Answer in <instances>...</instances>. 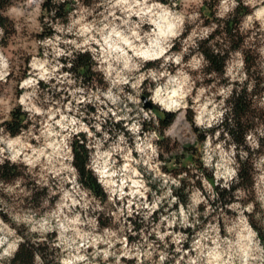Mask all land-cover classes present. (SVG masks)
Returning a JSON list of instances; mask_svg holds the SVG:
<instances>
[{
  "label": "clouds",
  "instance_id": "obj_1",
  "mask_svg": "<svg viewBox=\"0 0 264 264\" xmlns=\"http://www.w3.org/2000/svg\"><path fill=\"white\" fill-rule=\"evenodd\" d=\"M65 2L51 0L56 7L50 11L46 6L48 0H11L4 5L8 15L16 21L12 25L16 32L28 29L43 34L44 25L54 30L53 35L31 42L26 76L16 81L14 59L4 47L6 29L0 27V115L3 116L0 124L11 121L10 113L17 106L32 121L28 131L21 129L16 136L0 128V165L7 160L12 165L26 166L28 174H39L37 185L49 188L42 207H51L37 218L31 211L21 214L12 210L6 201H0V212H6L17 225H26L28 233H39L40 238L33 240L34 244L45 243L46 234L55 233L51 247L60 250L58 264H264V240L245 215H251L257 203L264 209V169L254 177V200L241 203L244 191L236 188L233 195L237 200L225 203V208L236 214L234 219L224 224L217 220L197 230L201 221L190 220V217L203 215L207 219L215 211L208 197L215 201L218 194L204 174L199 173L208 196L193 187L185 207L179 196L174 195L173 187L181 188V181L188 173L174 177L162 170L164 161L159 157L163 155L167 160L171 153L160 148L159 132L144 128V123L150 122L164 132L152 108L140 107L142 103L150 101L151 105L170 114L191 111L193 134L197 130L206 134L200 149L204 168L222 189L231 192L234 184H240L237 156L244 161L249 152L243 147L238 150L235 142L228 143L232 137L223 128L214 134H207V130L224 123L225 114L230 111L224 107L225 101L232 95L236 82L241 85L236 89L238 94L248 80L242 53L235 52V60L225 68L224 78L228 84L213 91L216 84L205 85L202 75H192L200 73L210 62L199 52L187 62L184 55L189 46L198 48L196 41L207 39L221 25L213 23L193 30L184 40L186 46L181 52L171 51L174 42L182 37L186 23L199 19L198 9L204 6L205 0H99L93 5L99 11L94 13L76 0L77 9L68 14L67 24L59 19L53 23L51 18L57 17L59 5ZM212 2L208 0L209 5ZM243 3L249 7V13L244 16L242 25L254 35L260 34L262 46L258 51L264 56V0H243ZM239 7L238 0H218L216 18L226 22ZM21 47L28 48L29 43L22 42ZM218 51L213 48L214 53ZM76 52L91 53L96 64L92 71L103 74L106 88L97 87L95 92L86 90L84 86H77L71 71H63L74 67ZM62 58L67 63H63ZM156 61H162V70H144L148 62ZM215 75L212 73L209 78ZM82 81L83 78L81 84ZM146 81L149 96L141 100ZM128 87L131 91H126ZM253 87L254 82L249 83L248 91ZM17 89L21 93L19 97L15 95ZM58 94L59 100L55 99ZM88 105L96 108L95 123L84 122ZM109 119L113 126L122 123L123 131L115 130L113 136L111 130H105L103 125ZM228 123L234 126L231 117ZM221 133L224 140L220 139ZM80 134H84L86 142L80 139ZM164 134L166 136V132ZM260 135L264 136V132ZM196 142L200 143L198 136ZM245 142L253 151L261 147L251 132L246 134ZM77 145L85 147L89 153L84 171L92 174L105 192L107 202L115 207L109 215L114 224L120 225L118 230L110 227L100 230L98 214L105 209L81 183L84 176L77 166ZM259 160L264 164V156ZM191 183L194 185L195 181ZM151 184L158 185L159 194ZM19 187L18 181L5 191L16 196ZM21 192L33 195L25 189ZM53 196H58L54 203ZM165 203L167 215H160L159 223H152L153 215ZM173 205H179L178 209L172 211ZM200 205H204L203 213L197 212ZM137 217L145 226L152 225L147 234L145 228L134 230L135 225L129 218L134 221ZM125 225L129 234L139 236L138 241L130 243L126 236L119 235L125 231ZM177 227L191 228L194 234L175 231ZM152 235L155 240L150 241L148 237ZM156 241L164 245L163 249ZM22 243L24 238L18 235L16 228L0 217V262L14 259ZM117 243L120 248L116 247ZM35 260L37 264H44L38 253Z\"/></svg>",
  "mask_w": 264,
  "mask_h": 264
},
{
  "label": "rangeland",
  "instance_id": "obj_2",
  "mask_svg": "<svg viewBox=\"0 0 264 264\" xmlns=\"http://www.w3.org/2000/svg\"><path fill=\"white\" fill-rule=\"evenodd\" d=\"M239 1L241 2V4L244 7L245 4L243 3V0H238V3H239ZM74 2H75L74 3L75 8L73 9V11L77 9L76 0H74ZM98 2H99V0H96L91 5H85L80 0V5L83 6L84 8H87L90 12L94 13L96 11H99V9L93 8V5L98 3ZM163 2H167V0H163ZM217 3H218V0H213L212 5H209L208 0H205L204 6L198 9V11L200 13L199 19H197L193 22L186 23L185 31H184L182 37L179 40L174 42V47L171 50L172 52L179 53L182 51V48L186 46L183 43L184 40L188 37V35L190 33L193 32V30L198 31L199 29H201L203 27H209L211 24L216 23L218 21V19L216 18V8H215V5ZM246 9L249 10V7L246 6ZM191 11H192V9H189V12H191ZM248 13H246L245 15H247ZM6 14L8 15V8L6 9ZM245 15H243L241 18V22H240L241 24L239 26L240 27V34H241L242 39H244V46L243 47L245 49H250L251 57H252L253 61L256 63V66H255L256 71H255V74H253V75H254L255 79L256 78L258 79V84H257V88L255 90L254 98L260 101L261 106H264V87H262V85H264V67H262V65H264V56H261L259 51H258V49L262 46V40H261L260 34L254 35L251 29H247V28L243 27L242 21H243V18ZM9 18L12 20L13 24L16 23V21L14 19H12L10 16H9ZM89 19H91V16H89ZM56 20H53V23H55ZM59 21L66 25L68 22V18H67V20L59 19ZM257 27H258V25H257ZM48 28L49 27L47 25H44V30L48 29ZM43 38L44 37L40 36V33L38 32V30L30 32L28 29H24V31L18 33L15 31L14 28H12L9 33H6V37H5V41H4V47L8 50V54L11 55L14 59L16 71H14L13 76L15 77L16 81H19L21 78L26 76V59L28 58V53L31 51V47H30L31 42L36 41V40H40ZM22 42H28L29 47L28 48L21 47ZM237 51L242 53V56L244 59L245 55H244L242 50L232 51L228 60H227L226 66L229 62L235 60V57L233 54ZM197 52H199V51H197L195 48H192L189 46L188 47V53H186L184 55L185 62L190 60L191 56L195 55ZM86 53H88V52H86ZM40 54L43 55V49H40ZM88 54L91 55V53H88ZM62 62L64 63L63 58H62ZM244 63H245V69L244 70L246 71L245 60H244ZM161 64H162V61L148 62L144 70L146 71L148 68L162 70ZM95 66H96V64L94 61L93 67H95ZM207 69L208 68L206 65L200 73L193 72L192 75L193 76L202 75L204 77L203 83L205 85L216 84V88L212 89L213 91H216V89H218L220 86H226L228 84V80L224 78V73L223 74L216 73V75L210 79L209 76L212 73L211 72L209 73L207 71ZM63 71H71L74 74V78L77 80V86H84L86 88V90H91V91L95 92L97 87H100V88H106L107 87V85L105 84V82L103 80V74L102 73L93 72V78L90 79L89 76H86L85 78H83V81L81 84V78L78 77L76 72H74L72 70H68L67 68L63 69ZM247 75H248V73H247ZM248 79H249V76H248ZM247 81L248 80H246L243 85H245ZM148 83L149 82L146 81L145 84L142 86V90L140 93V99L141 100H143V99H145V97L149 96V92L147 90L148 89ZM198 84H199V82H198ZM41 86L45 87L43 85V83H41ZM235 86H240V84L238 82H236ZM126 91H131L130 87L126 88ZM20 94H21L20 91L17 89L15 92V95L17 97H19ZM55 99L59 100L60 95L58 94L55 97ZM68 99H70V97ZM217 99H219V97H217ZM63 102L67 103V100H64ZM129 106L133 107L132 105H129ZM226 106H227V102L225 101L224 107L226 108ZM18 107L19 106L15 107V108H18ZM140 107H145V105L142 103L140 105ZM145 108L146 109L152 108L151 110H152V112L155 113V116L157 119H158V114L163 113L158 107L153 106V105L151 107H145ZM82 110H83V107H82ZM176 113L177 114H176L175 120L169 126L164 128V132H166V136H165L164 132L162 134H160L159 128L156 126L155 123L145 122L144 127H147V128L149 127L150 129L148 131L156 130L157 132H159V134H160V138H159L160 148L165 149V150L170 149L169 150L170 153L171 154L173 153L172 156L169 155L170 156L169 160H164L163 158H161V156L159 157L160 160L164 161V167L162 168V170L165 173L171 174L175 177V176L180 175V173H178L179 169H181L185 165L188 168V171H189L188 176L184 179V184H185L186 188H185V190H180L183 197L187 198L186 203H184L183 201L181 203H183L185 205V207H187L188 195H189V193L193 187L200 188V190L202 192H204L203 185L200 184V182H199V180L201 181V179L198 178V174L202 173V171H201V164L202 163L200 161V155H201L200 149L202 147L203 140H200V139L202 136H205L206 134L202 130H197L196 134L195 135L193 134V127L194 126L190 123L191 119L189 118L192 115L191 111H188L187 113H185L184 111H177ZM11 115H12V112L10 113V116ZM96 115H97L96 108L91 106V105H88L87 111L85 113L86 118H85L84 122L89 123V124L95 123L93 117H95ZM26 117H27L26 121H25L26 126L23 128V130L25 132L28 131V129L32 125V121L28 120V114L27 113H26ZM0 119H3L2 115H0ZM103 127L105 128V130H111L110 134L113 136L115 135V130L123 131L122 123H119L118 125L115 124L113 126L110 119L105 122ZM0 128H4V126L2 124H0ZM219 128H220V126L214 127L213 129H215V130L209 129V130H207V134H214V132L216 130H219ZM262 130H263V127L255 128L252 130L253 132H251V133L257 139V135L260 134L261 132H263ZM92 131L95 132V128H92ZM5 132H8V131L5 129ZM18 134H16V135H18ZM16 135H12V136H16ZM197 136L199 137L200 143L196 142ZM220 139L221 140L225 139V136L223 133H221ZM232 142H233V140L228 141V143H232ZM33 143H34V141H33ZM244 145H246V142ZM244 145L239 146L238 150L240 147H243L244 150L246 151V148ZM187 147H188V149H187ZM184 151H186V153H191L192 156L191 157L184 156ZM261 156H264V147L261 148V151L260 150L253 151V160H254V164H255V177H257L260 174L261 169H264V164L260 163V160H259V158ZM238 158H239V156H237V159ZM18 169H19L18 171L20 174L16 177L10 179V180H6L0 176V201H6L8 203V205L11 206V209L14 210L15 212L22 214V213L31 211V212L36 214L37 218H39L46 211L50 210L51 205L48 208L42 207V204L44 202V198L48 196L49 188L48 187H44V188L39 187L36 183V180L40 178L39 174H37L36 176L28 174L26 166L19 165ZM36 171H37V173H39V169H37ZM204 177L206 178V175H204ZM18 181L20 182V187L16 189L17 195L16 196L8 195L5 191V188H7L9 186H15ZM191 181H195V184L193 185L191 183ZM209 182L212 184L214 192L215 193L218 192L217 188L214 187V184L211 181H209ZM221 183H223V181H221ZM254 183H255V180H254ZM254 183H253V185H254ZM201 185H202V187H201ZM253 185L247 189L246 188H240L244 191V195L240 198L241 203L246 204V203L255 199V191L253 189ZM55 186H56L55 182L53 181L52 187L55 188ZM150 187H152V189L154 191H156L157 194L160 193V190H159L157 184H151ZM85 188L88 189L86 186H85ZM21 189H25L28 192H32L33 195H27L26 192L22 193ZM175 189L176 188L173 187V190H175ZM88 190L90 192V195L95 196L100 201L101 205L104 206V209H105L103 213L98 214L100 217V230L102 231L103 228H105V227H110V228L118 230L120 228V225L114 224L111 216L109 215L110 212H114L116 209H115V207H113L111 204H109L107 202L106 194L105 195H98V194H95L90 189H88ZM204 194H205V196H208L207 192H204ZM231 198L233 199L231 202H235L237 200V197L234 196L233 194L231 195ZM57 199H58V196L51 197V201L53 203ZM151 199H152V197L149 196V200H151ZM208 199H209V203L212 205V207L215 209V211L207 219H205V217H203V215H200L199 217H190V220H195L198 218L201 221V223L197 226V230L206 226L208 223H216L217 220H219V222L221 224L229 223L231 221V219H234V217L236 215L234 212H231L227 208H225V206L222 204L221 199H217L215 201H213L211 199V197H208ZM166 207H167V203H165L164 206L157 213H155L153 215L152 223H159L160 215H162V214L167 215V213L164 211V208H166ZM178 207H179V205H173L171 210L175 211L178 209ZM203 211H204V205H200L197 209V212L203 213ZM91 214L97 215L96 213H91ZM245 215L249 216V220H250L252 226L257 231H259L260 233H263V237H264V209L260 208L259 203L256 204L255 211L251 215H249L248 213H245ZM0 217H2L5 220V222L8 223L11 227L16 228L18 235L22 236L21 233H25L27 235H33V236L36 235L37 237L40 238L39 233H28V229H27L26 225H24V224L17 225L15 222H13L6 212H0ZM129 220L131 223H133L135 225L134 230H136V231H139V229H141V228H145L146 234H147V232L151 230L152 225L149 224V225L145 226L139 217H137L136 220H134V221L131 220V218H129ZM126 229H127V225H125V231L119 233V235L120 236H126L130 243H134L140 239L139 236L133 237L131 234H129L127 232ZM174 230L184 232L185 234H187L189 236L194 234L193 230L191 228L181 229V228L177 227ZM46 237L50 242H52L55 240V233L46 234L44 239ZM148 239L150 241L155 240V236L154 235L149 236ZM262 240H264V238H262ZM156 243L160 244L159 241H156ZM187 246H188V244L186 243L185 247H187ZM101 247H104V245H101ZM116 247L120 248L121 245L119 243H117ZM163 247H164V245L160 244V248L163 249ZM174 247L175 246H172V248H174ZM56 254H58V255L60 254L59 249L56 250ZM50 257H52V256H50ZM125 264H126V262H125ZM169 264H171V262H169Z\"/></svg>",
  "mask_w": 264,
  "mask_h": 264
},
{
  "label": "trees",
  "instance_id": "obj_3",
  "mask_svg": "<svg viewBox=\"0 0 264 264\" xmlns=\"http://www.w3.org/2000/svg\"><path fill=\"white\" fill-rule=\"evenodd\" d=\"M96 0H81V2L85 5H91ZM11 0H0V26L6 29V33H9L13 28V22L6 14L7 7H4L5 4L10 3ZM74 0H66V2L62 5H59L60 12L57 14V17H52V20L62 19L67 20L68 14L73 11L75 8ZM240 7L235 10L234 17H231L225 22L218 19L215 24L221 25V27L217 28L211 35L204 40H197L196 43L199 45L198 48H195L197 51L203 54L206 61L210 62L207 64V71L210 73H219L223 74L226 68L227 60L232 51L242 50L244 53V60L246 62V72L248 73L249 79L245 85L242 86V90L237 94L236 89L241 88L240 86H235L233 89L232 95L226 100L227 106L226 109H230L225 114L224 123L219 125L220 128H223L231 137L233 142L237 144V146H243L245 144V136L249 132H253L252 130L255 128L263 127L264 132V106L260 105V101L254 98L255 90L257 88L258 79L254 78L255 74V66L256 63L253 61L250 49H245L244 39H242L240 34V22L243 15L249 12L246 9V6L241 4L239 1ZM49 11L52 7H56L51 3V0H48ZM54 30L52 28H48L44 30L43 34H40L41 37L45 35H52ZM219 37V39H217ZM213 48L218 49L219 51L214 53ZM76 57L73 60L74 67L72 70L77 73L78 77L85 78L89 76L90 79L93 78V66L94 61L90 54L84 52H76L74 53ZM64 63H67L66 59H63ZM254 82V87L251 92L248 91V84ZM163 113L158 114V120L161 122V127L166 128L169 126L176 118L175 113H167L162 111ZM232 118L234 121V126L228 123V119ZM11 121H6L5 124H2L4 128L12 135L18 134L21 129L26 126V112H24L20 107L13 109L11 115ZM192 119V115L189 117ZM145 124V123H144ZM118 125V124H117ZM145 130H149L150 128L144 127ZM215 130V129H212ZM160 131V129H159ZM163 132L160 131V134ZM80 139H84L86 142V137L84 134L80 135ZM205 136H202L200 140H204ZM257 139L261 145V147L257 150L261 151V148L264 147V136L260 134L257 135ZM246 151L249 152V157L247 160L237 159V163L240 165V184H234L231 192L222 189L215 183L213 175L204 168L203 164H201V171L206 178L214 184V187L217 188L216 192L219 196L218 199L222 200V204L225 205L227 202H231L233 199L231 195L235 192L236 188H249L254 183L255 177V164L253 160V150L249 147L248 144L244 145ZM188 149V147H187ZM170 150V149H169ZM77 166L79 167L84 179L81 180V183L86 186L88 189L93 191L98 195H105L101 186L97 183L96 179L92 176L90 172L84 171V163L88 159V151L85 147L77 145ZM170 154V156H172ZM170 156L167 160L170 159ZM184 156L191 157V153H186L184 151ZM161 158L165 160V157L161 155ZM18 165H12L9 161H5L4 165H0V176L6 180H10L20 173L18 171ZM189 172L186 165L179 169L178 173ZM200 184L201 181L199 180ZM183 185L179 189L173 190L174 195L179 196L180 201L186 203L187 198L183 197L180 190H185L186 186L184 184V180L181 181ZM202 187V185H201ZM24 238V243L20 244V251L15 254V258L6 262H0V264H37L35 260V255L38 253L41 256V259L44 261V264H58L56 254V248L51 247V242L45 238V243L34 244L33 240H38L39 237L36 235H27L25 233H21ZM261 237H263V233H261ZM50 256L51 259H50Z\"/></svg>",
  "mask_w": 264,
  "mask_h": 264
},
{
  "label": "water",
  "instance_id": "obj_4",
  "mask_svg": "<svg viewBox=\"0 0 264 264\" xmlns=\"http://www.w3.org/2000/svg\"><path fill=\"white\" fill-rule=\"evenodd\" d=\"M145 98H147V97H145ZM152 105H151V102L149 101L148 103H146L145 104V107H151Z\"/></svg>",
  "mask_w": 264,
  "mask_h": 264
}]
</instances>
